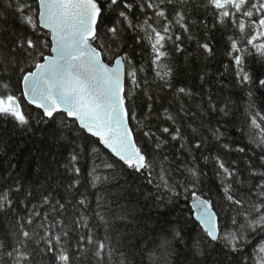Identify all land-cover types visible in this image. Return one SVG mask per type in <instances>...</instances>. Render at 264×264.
Wrapping results in <instances>:
<instances>
[{
    "label": "snow or ice",
    "instance_id": "6c2138e0",
    "mask_svg": "<svg viewBox=\"0 0 264 264\" xmlns=\"http://www.w3.org/2000/svg\"><path fill=\"white\" fill-rule=\"evenodd\" d=\"M259 69L264 0H0V264H264Z\"/></svg>",
    "mask_w": 264,
    "mask_h": 264
},
{
    "label": "trees",
    "instance_id": "16d2710c",
    "mask_svg": "<svg viewBox=\"0 0 264 264\" xmlns=\"http://www.w3.org/2000/svg\"><path fill=\"white\" fill-rule=\"evenodd\" d=\"M215 67V66H214ZM259 72H264V69H259ZM181 80L185 79V77H180ZM189 85L192 84L191 80H188ZM2 127V126H0ZM6 137H10L8 139L9 147L7 149L9 155L12 152L17 153V158L19 159L20 163L23 164L24 158L28 155L30 150L35 145V138H29L17 132L15 135L11 134V125L8 126V131L4 133ZM187 205H185V209L187 210Z\"/></svg>",
    "mask_w": 264,
    "mask_h": 264
}]
</instances>
